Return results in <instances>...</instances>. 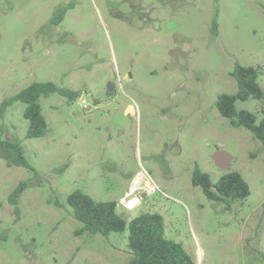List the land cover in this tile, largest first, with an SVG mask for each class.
<instances>
[{
    "label": "rangeland",
    "instance_id": "rangeland-1",
    "mask_svg": "<svg viewBox=\"0 0 264 264\" xmlns=\"http://www.w3.org/2000/svg\"><path fill=\"white\" fill-rule=\"evenodd\" d=\"M237 63L260 69L264 91V0H0V104L34 82L81 95L40 99L39 139L26 138L21 103L0 115V139L34 167H10L0 151V264H130L128 229L77 234L76 190L117 202L128 221L159 213L197 264H264V147L216 105L237 92ZM236 108L261 112L264 99ZM197 167L213 183L238 171L250 196L231 209L208 200ZM21 182L18 219L8 197Z\"/></svg>",
    "mask_w": 264,
    "mask_h": 264
},
{
    "label": "trees",
    "instance_id": "trees-1",
    "mask_svg": "<svg viewBox=\"0 0 264 264\" xmlns=\"http://www.w3.org/2000/svg\"><path fill=\"white\" fill-rule=\"evenodd\" d=\"M68 9L69 6H65L58 10L53 20L55 25L63 21ZM212 32L217 35L216 20L213 22ZM260 73L259 68L245 67L237 63L231 77L236 81L238 90L235 94L219 95L216 105L221 116L229 120L232 127L245 128L264 147V109L253 113L236 108L238 101L264 99V91L259 84ZM52 94H59L70 101L81 96L80 91L62 88L53 82H34L15 96L5 99L0 104V115L21 103L24 105L23 117L28 122L26 138H43L48 133V123L40 99L48 98ZM0 151L6 155L10 167H23L34 171L20 143L0 139ZM192 184L199 187L208 200L224 203L227 209H231L236 202L246 200L251 194L249 184L238 171L227 172L217 183H213L210 176L197 167L192 175ZM26 188L27 184L21 182L8 197L18 219L19 199ZM67 204L72 209L73 217L83 225L77 234L88 232L109 237L113 233H123L128 229L132 253L130 264H197L181 243L166 238L164 218L159 213H142L128 221L118 213L117 202L97 201L79 190L68 195Z\"/></svg>",
    "mask_w": 264,
    "mask_h": 264
},
{
    "label": "water",
    "instance_id": "water-1",
    "mask_svg": "<svg viewBox=\"0 0 264 264\" xmlns=\"http://www.w3.org/2000/svg\"><path fill=\"white\" fill-rule=\"evenodd\" d=\"M108 90L109 92L113 91V88L111 86V84L108 85ZM129 112H134V108L133 106H130L129 108ZM216 166L219 169L228 171L231 168V163H232V156L225 152V151H217L215 152V154L212 156Z\"/></svg>",
    "mask_w": 264,
    "mask_h": 264
},
{
    "label": "bare ground",
    "instance_id": "bare-ground-1",
    "mask_svg": "<svg viewBox=\"0 0 264 264\" xmlns=\"http://www.w3.org/2000/svg\"><path fill=\"white\" fill-rule=\"evenodd\" d=\"M140 176V175H139ZM143 177V176H142ZM151 189V188H150ZM150 191V190H149ZM137 199H132L131 201L127 202L129 207L135 206Z\"/></svg>",
    "mask_w": 264,
    "mask_h": 264
},
{
    "label": "built area",
    "instance_id": "built-area-1",
    "mask_svg": "<svg viewBox=\"0 0 264 264\" xmlns=\"http://www.w3.org/2000/svg\"><path fill=\"white\" fill-rule=\"evenodd\" d=\"M130 208V207H129Z\"/></svg>",
    "mask_w": 264,
    "mask_h": 264
}]
</instances>
